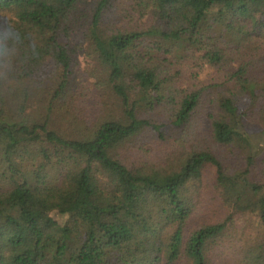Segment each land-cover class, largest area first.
Here are the masks:
<instances>
[{
  "label": "trees",
  "instance_id": "16d2710c",
  "mask_svg": "<svg viewBox=\"0 0 264 264\" xmlns=\"http://www.w3.org/2000/svg\"><path fill=\"white\" fill-rule=\"evenodd\" d=\"M133 14L143 23L129 26ZM0 20L13 29L0 43V264H211V247L250 214L259 232L231 264H264V182L251 171L264 129L252 131L249 119L264 121V75L240 60L264 42V0H0ZM74 32L102 60L121 112L79 135L53 119L72 92ZM190 59L245 95L210 99L213 83L186 86L178 67ZM207 102L210 138L244 154L243 170L228 172L212 149L164 168L130 167L118 155L145 131L165 137L170 124L144 113L164 109L187 129ZM208 165L231 212L191 229V185Z\"/></svg>",
  "mask_w": 264,
  "mask_h": 264
},
{
  "label": "rangeland",
  "instance_id": "374dc122",
  "mask_svg": "<svg viewBox=\"0 0 264 264\" xmlns=\"http://www.w3.org/2000/svg\"><path fill=\"white\" fill-rule=\"evenodd\" d=\"M133 16V21H124L126 22L124 25H128L129 22H131L129 26H133L135 22L143 23L138 15L133 14ZM81 39L83 40L82 32H74L71 37L74 53L72 92L68 95V99L62 102L64 104L58 107L53 118L54 128L63 134H82L87 125L96 122L97 119L118 116L121 113L114 94L105 86L106 70L102 60L92 52L87 43L84 41L82 43ZM263 57L264 42L257 41L248 50V56L243 55L240 60L241 62L242 60H254L252 66L255 67H251L252 76L261 79L264 75ZM179 65L181 66L178 68L182 70L181 82L186 86L191 83H213L215 87L210 89V94H208L210 99L216 98L218 95L226 96L230 91L237 96L245 95L240 89H237L238 86L231 89L222 87L224 76L217 68L210 66L198 68L193 59L184 60ZM49 68H52V65L49 64ZM234 84L231 82L229 85L234 86ZM246 100L243 105L251 106L250 100L248 98ZM213 106V103H205L201 111L202 114L187 129L173 126L168 120V111H163L164 109L158 108L156 111L144 113V117L147 116L171 125L166 128L165 137L160 138L152 131H145L120 146L118 155L130 167L164 168L179 157L180 161L183 162L182 160L187 158L193 150L212 149L222 160L228 172L243 170L248 165L244 154L217 145L210 138L208 115L213 113ZM260 108L262 107L260 106ZM258 109L259 106L257 105L252 107L251 111ZM249 119L252 121L250 124L252 131L256 132L255 125L257 122L259 124L258 129L260 128L257 129V132L264 129V121L257 119L254 112ZM263 155L262 153L258 156L251 169L254 178L260 182H264ZM190 192L197 203L196 210L189 222L191 229L199 228L208 223L220 222L231 212V209L223 202L220 191L216 187V167L213 165L204 168L201 181L196 185L192 184ZM238 220L240 221L235 224L236 226H232L227 235L218 244L211 247V264H231L232 258L240 259L242 255L237 254L240 252L239 249L250 246L256 238L260 228L258 217L250 214Z\"/></svg>",
  "mask_w": 264,
  "mask_h": 264
},
{
  "label": "clouds",
  "instance_id": "9594fccd",
  "mask_svg": "<svg viewBox=\"0 0 264 264\" xmlns=\"http://www.w3.org/2000/svg\"><path fill=\"white\" fill-rule=\"evenodd\" d=\"M13 29L11 27H9L8 22L7 21H2L0 20V43H3L5 40V37L7 36V34L9 32H11Z\"/></svg>",
  "mask_w": 264,
  "mask_h": 264
}]
</instances>
